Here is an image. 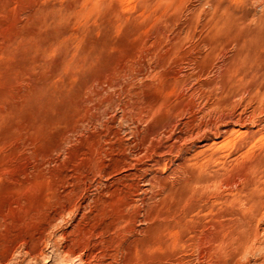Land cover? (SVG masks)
<instances>
[{
    "label": "rangeland",
    "instance_id": "1",
    "mask_svg": "<svg viewBox=\"0 0 264 264\" xmlns=\"http://www.w3.org/2000/svg\"><path fill=\"white\" fill-rule=\"evenodd\" d=\"M116 228L124 264H264V0H0V264Z\"/></svg>",
    "mask_w": 264,
    "mask_h": 264
},
{
    "label": "bare ground",
    "instance_id": "2",
    "mask_svg": "<svg viewBox=\"0 0 264 264\" xmlns=\"http://www.w3.org/2000/svg\"><path fill=\"white\" fill-rule=\"evenodd\" d=\"M165 133V132H164ZM125 187V186H124ZM137 187V189H135V190H133L132 189V191L130 190V192L129 193H127V194H129L128 196V198L127 199H125L124 200V203L122 204V208H125V209H128L129 207H130V205H131V203L132 202H135V204H136V202H137V204L138 203H142L143 204V190H142V188L141 187H139V185L138 186H136ZM135 187V188H136ZM121 190V189H120ZM129 191V190H128ZM127 191V192H128ZM115 192H117V191H115ZM126 194V195H127ZM126 195H125V197H126ZM119 199V198H118ZM117 201V200H116ZM115 203V202H114ZM136 204V205H137ZM132 206V205H131ZM134 208V207H133ZM130 209V208H129ZM128 209V210H129ZM142 209H140V210H136L135 212H134V217L135 218H139L140 216H141V213H142ZM122 212V211H121ZM125 212V211H124ZM121 214V213H120ZM126 214V213H125ZM131 215V214H130ZM132 216V215H131ZM120 218V217H119ZM128 218V217H127ZM110 219V218H109ZM112 219V218H111ZM121 219H126V215H124V213H123V216H121ZM129 219V218H128ZM130 220V219H129ZM119 221V220H118ZM121 221V220H120ZM117 222L118 223V225L119 224H121V222ZM123 223V222H122ZM125 223V222H124ZM127 223H129V222H127ZM117 225V226H118ZM116 226V227H117ZM122 226H126V225H123L122 224ZM119 227V226H118ZM135 227V226H134ZM121 228H125V227H121ZM127 228V227H126ZM125 228V229H126ZM107 229H108V227H107ZM106 229V230H107ZM116 230H117V235L115 234V236L116 237H114V238H112V239H109V240H105V241H103L104 243L103 244H105V248H107V250L106 251H104V253L101 255V257H97L96 259H95V261H92V259L91 260H87V261H85L84 262V260L81 258V262H83V264H124V262L123 261H119L118 259V256L120 257V255H122V254H124V253H122V251H124L123 249H121V247H120V245H118L119 243V240L121 239V242H122V237H124V234L126 233V231H128V230H130V229H126V231L125 230H120L119 228H116ZM110 231V230H109ZM112 231V230H111ZM131 231V230H130ZM106 233H108V231H106ZM106 233H104V234H106ZM128 235V234H127ZM90 237V236H89ZM82 238V237H81ZM126 238V237H125ZM127 239V238H126ZM138 240V239H137ZM81 241H82V239H81ZM137 244V243H136ZM125 246V248H126V245H124ZM136 248V247H135ZM70 249H72V248H70ZM78 249V248H77ZM128 250V249H127ZM67 252L66 253H62L61 255V259H60V261H59V263L58 264H69V263H72L73 261H74V259L75 258H77L76 256V254H77V252H76V250H70V251H68V250H66ZM102 251V252H103ZM80 252V251H79ZM126 255V254H125ZM125 258V257H124ZM124 258H123V260H124ZM130 258V257H129ZM129 258H127V259H129ZM75 262V261H74ZM127 263V262H126ZM130 264V263H129Z\"/></svg>",
    "mask_w": 264,
    "mask_h": 264
}]
</instances>
